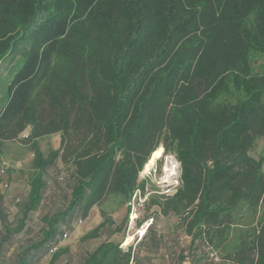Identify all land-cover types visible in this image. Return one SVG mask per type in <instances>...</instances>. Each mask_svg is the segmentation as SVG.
Instances as JSON below:
<instances>
[{"label":"trees","instance_id":"16d2710c","mask_svg":"<svg viewBox=\"0 0 264 264\" xmlns=\"http://www.w3.org/2000/svg\"><path fill=\"white\" fill-rule=\"evenodd\" d=\"M257 56L264 0H0L8 74L0 146L29 128L34 169L14 225L0 211V247L24 229L56 159L73 179L64 208L43 217L40 238L12 264L48 252L54 264L67 253L61 225L71 228L93 206L102 221L82 240L124 232L131 197L144 192L138 174L159 146L179 163V184L149 202L190 237L179 263L200 262L204 249L217 264H264V157L249 154L264 136ZM54 133L59 146L44 154L36 140ZM126 204L125 220L112 227ZM153 215L139 225L152 218L145 233ZM130 260V248L102 241L74 264Z\"/></svg>","mask_w":264,"mask_h":264},{"label":"rangeland","instance_id":"374dc122","mask_svg":"<svg viewBox=\"0 0 264 264\" xmlns=\"http://www.w3.org/2000/svg\"><path fill=\"white\" fill-rule=\"evenodd\" d=\"M253 69L256 73L264 70V58L262 56L255 57ZM6 71V62L0 63V108L3 106L7 97L6 82L8 80V74ZM29 130L28 128L25 131L29 133ZM59 138V133H54L41 137L36 141L39 149L46 154L49 150L56 149L59 146ZM249 154L256 159L264 157V136L258 137L254 141ZM32 159L33 149L31 141L23 138L21 134L17 139L5 141L0 146V165L5 168L4 177L0 176V211L5 216L6 222L12 225L20 217L28 192L26 185L34 173L31 164ZM171 164L176 166L175 174L166 179L165 166ZM177 165L179 163L173 155L162 152L161 156L155 160L148 171H144V168H142L139 172L138 180L144 182V192L142 194L141 190L136 191L131 197L128 227L124 230L127 233H125L126 236L121 245L129 246L134 244L135 239L138 237V230L140 231L142 229L141 226L136 227L135 219L138 216L143 217L158 214V208L152 205L149 200L174 192L179 184V166ZM262 169L264 170V162ZM2 181H7L8 187H2ZM72 184L73 179L70 176L68 165L64 164L61 159H56L54 164L47 168L42 200L37 208L29 213L25 221L24 229L18 234H13L9 240L2 244L0 248V264L15 262L17 254L21 249L40 238V232L44 226L43 217L50 216L54 212L64 208L68 201L69 190ZM16 197H19V202L14 201ZM161 199L163 200V198ZM127 207L128 204L123 205L113 213L114 219L119 222L118 224L125 220ZM100 216L99 208L95 206L89 211L86 219L73 221L71 228L66 227V225H61L58 246L62 249H67V253L63 254L54 264H66L68 261L74 259V256L80 250L92 243V240H82V236L97 223ZM170 216L169 219L176 221V234L179 235L175 256L170 258L172 259L171 262L173 261L176 264L178 253L182 249H188L187 237L185 236L183 223L176 216ZM164 219L166 221V218ZM63 233H66L65 237L62 236ZM2 234L3 228L0 224V238ZM122 234L123 232L120 233V235ZM127 238L129 240L126 242ZM202 253L203 258L200 262L194 263L192 259H186L184 262L186 264H217L211 260L208 251L203 249ZM50 255V252L43 253L35 264H49Z\"/></svg>","mask_w":264,"mask_h":264},{"label":"crops","instance_id":"0c3cea01","mask_svg":"<svg viewBox=\"0 0 264 264\" xmlns=\"http://www.w3.org/2000/svg\"><path fill=\"white\" fill-rule=\"evenodd\" d=\"M26 186L28 187V183ZM146 217H150V215ZM146 217L138 216L135 219L136 224L138 223L136 227H139V225ZM152 217H153V224L142 236V238L137 237L135 239L133 245H129V246H124V244L121 245V243L123 242L126 236L125 234L127 233L126 231H124L122 235H120L121 232L112 233L109 235L102 232L99 234L97 238L88 239V240H92V243H90V245L85 247L84 249L80 250L78 254L74 256V259H72L73 261L72 260L70 261V264H74V262L77 261L80 263L81 257H83V255H85L86 253L94 250L102 241H111L115 244L118 243L122 251H126L128 248H130L131 260L129 264H174L173 261L171 262L172 259L170 258H173L175 256V249L177 248L178 245L177 238H179V235H177L175 231V221L169 219V217H166V221H164L165 217H162V215L161 216L153 215ZM112 219L114 220L112 227H115L116 225H118L119 222L114 219V216H112ZM101 221H102V217L100 216L99 220L92 228H94ZM91 229H89L88 231H90ZM3 234H4V230H3ZM185 236L187 237V244H189L190 237L187 235ZM196 242L197 241H195L194 244ZM12 263L14 262H11L10 264ZM176 264H186V263L184 261L179 263V261L177 260Z\"/></svg>","mask_w":264,"mask_h":264},{"label":"built area","instance_id":"2783aa9c","mask_svg":"<svg viewBox=\"0 0 264 264\" xmlns=\"http://www.w3.org/2000/svg\"><path fill=\"white\" fill-rule=\"evenodd\" d=\"M21 136H22L23 138H25V139H28V138H29V133L26 132V131H24V132L21 133ZM4 175H5V168H4L3 166L0 165V176H1V177H4ZM1 185H2V187L6 188V187H8V182H7V181H2V182H1ZM14 201H15V202H19V201H20L19 197H16ZM151 223H152V218H148V219H146V220L143 222V224L141 225V228H142V229H141L140 231L138 230V237H139V238H141V237L144 235L146 228H147ZM65 236H66V234H63V237H65ZM209 256H210L215 262H219V261H220L219 256H218L215 252H210V253H209Z\"/></svg>","mask_w":264,"mask_h":264},{"label":"bare ground","instance_id":"6f19581e","mask_svg":"<svg viewBox=\"0 0 264 264\" xmlns=\"http://www.w3.org/2000/svg\"><path fill=\"white\" fill-rule=\"evenodd\" d=\"M163 152V147L162 146H159L154 152H152V154L150 155L148 161L145 163L144 165V171H148L151 166L154 164L155 160L158 159L161 154ZM166 167V179L169 177V176H172L175 174V169H176V166L171 164V165H167L165 166ZM129 240V238H128ZM127 240V241H128Z\"/></svg>","mask_w":264,"mask_h":264},{"label":"clouds","instance_id":"9594fccd","mask_svg":"<svg viewBox=\"0 0 264 264\" xmlns=\"http://www.w3.org/2000/svg\"><path fill=\"white\" fill-rule=\"evenodd\" d=\"M177 166H179V165H177Z\"/></svg>","mask_w":264,"mask_h":264}]
</instances>
